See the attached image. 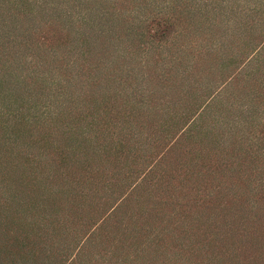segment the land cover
I'll use <instances>...</instances> for the list:
<instances>
[{"label":"rangeland","instance_id":"1","mask_svg":"<svg viewBox=\"0 0 264 264\" xmlns=\"http://www.w3.org/2000/svg\"><path fill=\"white\" fill-rule=\"evenodd\" d=\"M262 80L264 0H0V264H259Z\"/></svg>","mask_w":264,"mask_h":264},{"label":"trees","instance_id":"2","mask_svg":"<svg viewBox=\"0 0 264 264\" xmlns=\"http://www.w3.org/2000/svg\"><path fill=\"white\" fill-rule=\"evenodd\" d=\"M102 16V15H101ZM261 83L264 84V80H262L261 82H259V85H258V92L256 93H259V92H263L264 90H262V86H261ZM256 95V94H255ZM263 95H264V92H263ZM251 183H248L247 186H249ZM261 217V216H260ZM247 218H249L248 220H250V218H258V216L256 214H249V216H247ZM252 226V225H251ZM249 226V227H251ZM253 231H256L255 229ZM262 237V236H260ZM249 242H251V245L255 244L256 246L259 245V242H257V237L253 238L252 240H248ZM261 241L264 242V237L261 238ZM251 247V246H250ZM258 248L262 249L261 247L258 246ZM259 254H260V259H259V264H264V249L259 251Z\"/></svg>","mask_w":264,"mask_h":264}]
</instances>
